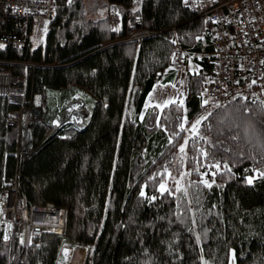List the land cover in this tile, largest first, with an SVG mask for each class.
I'll return each instance as SVG.
<instances>
[{
    "label": "trees",
    "instance_id": "trees-1",
    "mask_svg": "<svg viewBox=\"0 0 264 264\" xmlns=\"http://www.w3.org/2000/svg\"><path fill=\"white\" fill-rule=\"evenodd\" d=\"M104 1L107 13L95 17L84 0H56L44 41L0 50L45 113L31 123L37 150L22 160L9 122L16 105L0 96V191L16 177L30 204L67 209L63 233L29 245L0 229V264H62L77 245L87 248L84 264H229L232 249L236 264H264V102L236 95L210 108L180 155L184 119L207 110L200 93L209 65L198 55L211 50V24L182 0ZM133 14L154 33L127 40ZM178 47L202 64L189 73L185 102L144 110L157 81H174ZM77 89L93 99L87 125L69 138L50 135L48 110ZM169 170L187 171V192L160 191Z\"/></svg>",
    "mask_w": 264,
    "mask_h": 264
},
{
    "label": "built area",
    "instance_id": "built-area-1",
    "mask_svg": "<svg viewBox=\"0 0 264 264\" xmlns=\"http://www.w3.org/2000/svg\"><path fill=\"white\" fill-rule=\"evenodd\" d=\"M182 1L211 24V50L199 54L206 57L209 65L202 83L201 102L221 104L236 95L264 102V0H188L187 4ZM55 14L56 0H0V50L8 46L24 48L33 24L50 21ZM110 23L112 28H119L120 15L112 14ZM129 26L133 30L127 40L141 41L154 33L143 25L139 14L129 17ZM178 54L176 50V59ZM7 63L12 61L0 58V96L16 105L9 113V122L19 130L17 157L25 160L37 150L31 123L40 120V109L27 95L25 76L13 73ZM73 103L65 119L60 114L55 116L57 124L50 135L69 138L87 125L92 111L89 105L80 98ZM75 105H86L89 110L81 122L68 116ZM66 221L67 209L63 206L47 200L30 204L21 195L16 177L0 191V229L6 241L16 235L21 243L29 245L33 236L43 232L63 233Z\"/></svg>",
    "mask_w": 264,
    "mask_h": 264
},
{
    "label": "rangeland",
    "instance_id": "rangeland-1",
    "mask_svg": "<svg viewBox=\"0 0 264 264\" xmlns=\"http://www.w3.org/2000/svg\"><path fill=\"white\" fill-rule=\"evenodd\" d=\"M84 2L86 4L85 6L87 8V12L90 16H95V17L102 16L107 13V5L104 0H84ZM115 13L116 12H112L111 15ZM49 22L50 21L41 20L33 24L30 37L33 39L35 44H38L40 41H44ZM177 51H179L178 59H176L175 56L176 52L174 53L173 56V61H174L173 67L176 70V77L174 81H168V82H162L160 80L157 81L145 100L144 110L155 105H161V107L159 108H162L165 102L169 100L179 101L181 103L185 102L186 92L189 82L188 80L189 73L198 72L199 69L201 70L202 64L200 65V63H198V60L195 58V56L197 55L196 53H189L187 52V49L185 48L181 49L180 47L177 48ZM199 57H201V55ZM56 94L57 93L53 92L52 98L53 96H56ZM78 98H80V100L85 101V103L88 104L89 108L92 110V106H93L92 96L84 90L77 89L70 95H67L65 99H63L62 101L59 102L58 100L53 106L54 107L53 112L48 110L49 111L48 115H50L49 118L51 124L50 132H52V129L57 124L55 121L56 120L55 116L60 114L61 116H63V119H65L66 113H68V109L70 105H73L74 101L77 102ZM201 104L207 108L206 112L194 118L192 121H188L187 118L184 119L186 138L185 141L183 142L182 145L183 147L185 146L188 138L190 136H193L199 131L202 125V121L208 113L207 111L210 108L218 105V104L215 105L203 104L202 102ZM35 105L38 106L40 109L39 118L41 119L45 114L44 105L39 103ZM197 121H199V123H197ZM67 124L70 125L69 123ZM64 127H66V125ZM68 127L69 126H67V128ZM184 154H185V150L180 155H184ZM189 182H190V176L186 170L180 171L179 173L169 170L165 175L162 184L165 185V189H170L175 192H179V191L187 192ZM78 248H82L81 245L66 248L63 253L62 264H84L85 257L88 251L87 249L84 251V258L81 259L82 257L80 256L77 257L75 254ZM233 253H234V249L231 250V257L229 264H236V259L235 256L233 257Z\"/></svg>",
    "mask_w": 264,
    "mask_h": 264
},
{
    "label": "snow or ice",
    "instance_id": "snow-or-ice-1",
    "mask_svg": "<svg viewBox=\"0 0 264 264\" xmlns=\"http://www.w3.org/2000/svg\"><path fill=\"white\" fill-rule=\"evenodd\" d=\"M184 2L187 4V3H188V0H184ZM69 3H71V0H69ZM113 30H114V31H119L118 28H117V29H113ZM0 47H2V45H0ZM175 102H176V101L169 100V101L165 102V104H164L163 106H164V107H167V106H169V105H171V104H173V103H175ZM205 103H207V102H205ZM155 107L159 108V107H161V105H155ZM197 123H199V121H197ZM181 130H182V131L185 130L183 124L181 125ZM184 150H185V149H184V147L182 146V147L180 148V151L183 152ZM202 155L206 157V156L208 155V153H207V152H203ZM216 167L219 168L220 166L217 164ZM259 175H260V177H264V172H260ZM253 180H254V177H248V178H247V182H248L249 184H252V183H253ZM204 183L207 184V186L211 187V185L208 184L207 181H204ZM160 191H161V192L166 191V189H165V185H164V184H161V185H160ZM141 195H144V193L142 192ZM150 199H156V197L153 196V197H150ZM234 256H235V254L233 253V257H234Z\"/></svg>",
    "mask_w": 264,
    "mask_h": 264
},
{
    "label": "bare ground",
    "instance_id": "bare-ground-1",
    "mask_svg": "<svg viewBox=\"0 0 264 264\" xmlns=\"http://www.w3.org/2000/svg\"><path fill=\"white\" fill-rule=\"evenodd\" d=\"M89 112L88 108L86 105L84 106H72V108H70L69 110V118L73 119V120H76V121H82L84 119V116L83 114H87ZM86 250V248H78L77 249V252H75L76 256H80L82 257L81 259L84 258V251Z\"/></svg>",
    "mask_w": 264,
    "mask_h": 264
},
{
    "label": "water",
    "instance_id": "water-1",
    "mask_svg": "<svg viewBox=\"0 0 264 264\" xmlns=\"http://www.w3.org/2000/svg\"><path fill=\"white\" fill-rule=\"evenodd\" d=\"M91 113H92V111H91ZM90 116H91V114H90ZM84 128V127H83ZM83 128H81V129H83Z\"/></svg>",
    "mask_w": 264,
    "mask_h": 264
}]
</instances>
